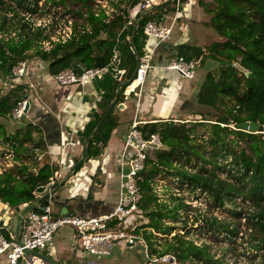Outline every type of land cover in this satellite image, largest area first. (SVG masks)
Here are the masks:
<instances>
[{
	"label": "trees",
	"instance_id": "1",
	"mask_svg": "<svg viewBox=\"0 0 264 264\" xmlns=\"http://www.w3.org/2000/svg\"><path fill=\"white\" fill-rule=\"evenodd\" d=\"M38 1L0 0V33L14 31L17 35L16 39L0 40V78L11 77V70L18 62L31 58L48 63L51 76L67 69L80 73L88 68H107L94 83L100 100L91 121L79 133L83 143L113 101L118 85L133 76L137 58L143 56L144 25L163 23L164 15L172 11L168 8L170 3L142 10L131 20L130 11L136 6L140 8V0H107L115 9L109 18L95 8L94 0H69L70 7L65 4L67 0H49L54 7H61L64 15L80 22H73L70 40L44 52L37 43L47 39V34H43V29L31 30L24 16H19L36 13ZM197 5L208 15L202 25L211 29L219 40L206 48L192 43L171 46L167 51L174 53L167 57H182L185 61L200 58V67L213 65V69L209 67L205 71L195 95L196 105L213 113L192 112V120L173 122L167 118L168 121L143 126L144 134L158 135L162 147L149 154L140 173L139 208L148 222L139 230L151 228L169 235L173 228L165 226L163 219L175 220L176 211L182 208L200 211L198 207L185 205L186 196L181 192L192 195L193 199L203 194L208 208L226 203L238 208L232 212L231 222H217L204 216L208 229L215 234L224 233L230 241L239 237L241 245H247L242 255L250 250L251 258H258L259 264H264V134L239 127L242 123L264 125V0H198ZM180 20L186 21L179 18L177 22ZM115 54L116 63L112 64ZM117 70L124 71L120 81L114 77ZM23 87L17 85L0 97V152L4 149L13 156V165L0 170V202L10 208L36 200L35 192L45 187L57 171L47 164L39 165L37 152L46 150L39 128L24 121L8 129L6 118L25 96ZM125 88L120 89L119 100ZM112 123L111 111L88 143L86 160L100 154L108 139L105 129ZM166 177L176 180L166 185L167 193L176 189L174 184L183 196L172 198L173 207L156 202L153 186L156 180ZM241 218L245 220L243 231L239 229ZM0 231L7 237L5 229ZM151 236L145 237L149 240ZM171 239L160 254L173 253L179 261L192 256L203 264H229L213 259L209 246H194L179 234Z\"/></svg>",
	"mask_w": 264,
	"mask_h": 264
},
{
	"label": "built area",
	"instance_id": "2",
	"mask_svg": "<svg viewBox=\"0 0 264 264\" xmlns=\"http://www.w3.org/2000/svg\"><path fill=\"white\" fill-rule=\"evenodd\" d=\"M154 2V0H140V9L145 10L153 5ZM169 3L172 14L168 22H148L144 25L142 33L145 39H153V44L148 47L147 51L143 52L142 58L139 59L135 70V76L132 80V82L137 80V85L129 90L128 87L131 84L129 83L123 91V98H125V100L128 99L132 93L137 94L138 100L136 102L134 116L131 120L122 150L118 157L119 195L115 208L111 212L94 217L84 218L69 214H58V216L54 218V205L51 201H47L42 206V210L30 211L24 217L21 225L22 246H19L14 241L13 234L10 230H5L7 237L0 231V256H4L8 264H46L39 257L24 253V249L34 250L40 253V251L46 249L51 243L53 235L59 229L64 227L72 229V246L76 249L77 253H82L85 256L98 258L110 257L115 246L121 243L126 247H133L135 245L139 246L144 256V264H156L158 262L167 264H203L202 262L195 260L192 256L187 257L183 261H179L173 253L160 254L161 248L158 241V238H168V236L171 239L176 234L182 236L180 232L170 236L173 229H175V224L179 221L182 226L186 224L183 229H185L188 224L191 225V223L197 224V227L202 226L203 223H205L203 217L207 216L204 212H201L203 208L191 206V204L183 202L187 206L193 208L198 207L200 210L199 212L190 209L184 210L192 211L195 215L199 213V217L197 216L198 218L196 221L195 218L184 220L182 218V212L178 209L176 211L177 217L175 220L170 221L169 219H163L162 221L165 226L173 228L169 235L157 233L151 228L139 230L140 227H143L148 222L144 213L139 208V203L142 198L139 187V182L141 180L140 173L145 168V161L149 154L162 147L157 134H144L142 132L143 126L151 123L138 116L139 97L141 95V90L145 85L148 73L160 62V60L156 58L159 48H161L164 42L170 38L175 28L179 26L177 22L178 19H185L183 15L184 11L182 10L184 5L182 0H170ZM95 8L101 10L108 18L115 12L114 7L107 0H96ZM26 16L31 17L29 14ZM69 17L70 16L66 15V17L58 22L50 17L41 18L40 21H37L36 23L33 21V18H31L29 25L31 30L39 28L43 29V34H47V39L39 40L37 43L40 50L48 52L54 45L63 44L71 39L73 36V21L70 20ZM26 22L28 23V21ZM50 30L52 31L51 34ZM10 32L3 34L0 33V40L15 39L17 36L16 32ZM200 61V58L192 61H185L182 57H176L166 60L162 67L164 70L176 72L184 79L192 80L197 76V71L200 68ZM115 63L116 58H113L112 64ZM29 66L30 62L28 60L18 62L11 70V77L6 78L5 80L11 84L10 90L14 89L17 85L24 86L22 92L25 96L16 103V106L6 118V121L11 126L22 122L30 106L29 99H26L25 97H28V92L32 91L34 88L37 73L29 71ZM106 72L107 68L105 67L88 68L80 73H75L74 71L67 69L52 76V79L59 86H77L79 88H84L88 84L93 83L96 79L101 78ZM123 75V70H117L114 77L117 81H120L122 80ZM168 119L177 122L173 118ZM168 119L161 120V122L168 121ZM1 156L4 160V165L2 167L8 168L13 165V156L10 151L1 149L0 157ZM41 156L42 153L37 152L38 161H40ZM54 176L50 178L49 183L47 184L50 189L55 187L58 181V177ZM160 181L161 183L158 185L156 180L153 186L157 204H164L167 207H170V205L173 206L174 202L169 205L166 204L165 199L168 196H171L172 198H181L183 197L182 194L179 192L165 193L167 184H164L162 179H160ZM237 200L239 201V199ZM227 207H229V204L227 203L222 206L224 211H229L231 214L232 212L238 211V208L229 209ZM213 209H215V211H212L211 209L208 217H211V219L212 217L215 218L217 222L226 220L225 218L222 219L219 217V207H213ZM139 219L144 221L142 223H136ZM240 221L245 222L244 218H241ZM1 229L3 228L1 227ZM183 229H181V231H183ZM143 231L146 232V234H151L153 238L148 240L145 237V234L143 235ZM219 236L226 237L222 232L218 233L216 237ZM182 239L199 248L209 246L213 259H221L224 262V255L216 258L211 252V246L209 244L201 243L200 245H197L183 236ZM150 243L152 245H150Z\"/></svg>",
	"mask_w": 264,
	"mask_h": 264
},
{
	"label": "crops",
	"instance_id": "3",
	"mask_svg": "<svg viewBox=\"0 0 264 264\" xmlns=\"http://www.w3.org/2000/svg\"><path fill=\"white\" fill-rule=\"evenodd\" d=\"M154 1L145 11L170 0ZM194 5L195 0L185 1L182 10L186 21L180 20L168 42L159 48L156 58L160 62L150 70L141 90L138 116L151 124L185 112L191 114L196 105L195 95L200 79L186 80L176 72L164 70L162 67L168 60L166 56L174 53L167 51L168 48L198 41L192 29L194 24L199 23L201 12L197 8L195 10ZM139 12L142 11L136 6L130 11V19L133 20ZM170 17L167 13L162 21L168 22ZM152 44L153 39H145L143 52ZM113 58H116V54ZM28 70L36 72L37 76L34 88L28 93V97H31L30 106L22 122L31 123L41 131L46 150L42 152L39 165L55 167L57 171L54 177H58V184L68 176L70 169L81 156L83 143L80 142L79 133L91 121L92 112L100 100V93L95 89V81L84 88L57 85L48 73V63L38 59L30 63ZM7 86L4 85L9 89ZM137 100L136 93H132L126 100H117L112 109L113 123L116 125L113 126L112 123L106 127V144L97 157L88 160L85 158L81 167L57 190L54 214H64L66 208V214L87 218L106 214L115 208L119 195L118 157L134 116ZM118 104L123 107L118 108ZM5 206L7 205L0 202V211L3 212ZM72 235L73 231L69 227L59 229L40 254L53 258L60 264H68L74 257L86 258L87 256L77 253L72 246ZM0 264H8L4 256H0Z\"/></svg>",
	"mask_w": 264,
	"mask_h": 264
},
{
	"label": "rangeland",
	"instance_id": "4",
	"mask_svg": "<svg viewBox=\"0 0 264 264\" xmlns=\"http://www.w3.org/2000/svg\"><path fill=\"white\" fill-rule=\"evenodd\" d=\"M95 1L96 0L93 1V5L95 4ZM167 2H170V1H167ZM197 2H198V0H195V5L193 6V8L195 10H196V8L199 9V12H201L200 13L201 16L199 19V23L197 25L194 24L195 27H194V29H192V33L198 38V41H195L194 44L202 45L203 48L204 47L206 48L211 43L218 41L219 38L213 34V31L211 29L202 25V23H204L208 20V15L205 14L200 7H198ZM70 3L71 2L69 0H67L65 2V4H67L69 7H70ZM37 5H38L39 9L37 10L36 13L30 14L29 16H31V17H28V16L23 15V14L19 15L20 17L24 16L23 20H25V22L28 21V23H27L28 26L30 25L31 18H33V21L36 23L37 21H40L41 18L50 17L53 20H56V22H58V21H61V19H63L64 17H66V15H64L63 9L61 7H58V8L54 7L52 5L51 1H49V0H39ZM168 8H170V4L168 5ZM168 14H169V16H171L172 12L168 13ZM7 16H9V15H7ZM27 18H29V19H27ZM69 19L72 20L73 22L74 21L80 22L77 18H74L72 16H70ZM190 24H191V22H190ZM190 24H189V27L191 28L192 24L191 25ZM13 32L14 31H11L10 33H13ZM51 33H52V31L50 30V34ZM29 53H31V52H29ZM168 57H170V56L168 55ZM168 57L166 56L167 59H169ZM36 59L37 58H31L28 61L31 63L33 61H36ZM208 68L213 69L214 67L211 63H209L205 67H200L197 71L196 78H199L201 81L204 74H205V71ZM5 80L6 79L0 78V97L5 95L6 93H8V91L11 88V84L9 82H5ZM5 84H7L9 86V87L7 86L9 89H6L4 87ZM30 92L31 91H29L28 93H30ZM25 98L29 99V101H31V97H29V98L25 97ZM193 112H203V113L212 112L213 113V111L209 108L197 107L196 105H194V107H193ZM192 116L193 115L189 114V112H185L183 114L177 115V116L172 117V118L176 121H178V120L188 121V120L194 119ZM8 125H9L8 129L12 130L13 127L9 123H8ZM3 165H4V160L0 157V167H2ZM162 180H163L164 184L166 183L167 185H171L173 183V180H175V179H173V177L172 178L166 177ZM157 182H158V185H159V183H161L160 180H157ZM172 186L174 188H176V189H174L176 191L173 190L172 192L178 193L179 187L175 186L174 184ZM165 193H167L166 190H165ZM181 193H183L184 196H186V197H184L183 202L191 204V206H198V207L203 208L201 212H204L205 215L208 216L211 212V209H212V211H215V209L207 207L208 206L207 198L204 197L203 194L200 195L197 199H193L192 195H187L186 192H181ZM169 197H171V196H168L165 200H166V204L170 205V204H172V202H174V200L172 199V197L171 198H169ZM237 202H239V201L237 200ZM243 205L246 206V204H243ZM176 206H178V205H176ZM170 207H173V206L170 205ZM214 208H216V207H214ZM227 208L236 209L235 206L233 208V205H230V204H229V207H227ZM223 209L224 208L219 207V212H218L219 217L222 219L225 218L227 221L231 222V219L233 218L231 216V213L229 211H224ZM180 211L182 212L181 214H182V218L184 220H187L188 218L194 219L196 216H198V213L195 215L194 212L189 211V210L180 209ZM140 218H142V217H140ZM169 220L172 221L171 219H169ZM143 221L144 220L139 219V221H136V223H139V222L142 223ZM233 221H234V219H233ZM244 224H245V222L240 221L239 229H241V231H243L245 228ZM185 225L186 224H184L182 226L180 221L177 222L175 224V227H174L175 229H173L170 236H172L173 234H175L177 232H180L183 237H185L188 240L193 241L197 245H200L201 243L209 244L211 246V252L214 254V256L216 258L224 255V257H225L224 263L228 262L230 264H250L251 262H253L254 264H259L258 258H255V259L251 258V254H250L251 251L250 250L248 252L245 251V254L242 255V252H244V250H246L247 245H246V243H242V245H241V240L239 239V237L236 238L235 240H232V241L228 240V238H226L224 236L216 237L217 234H215V231L208 229L206 223H203V225L199 226V227H197V224L191 223V225L188 224L186 226V228L183 229ZM181 229H183V231H181ZM145 236H146V234H145ZM152 238L153 237L151 236L150 239H152ZM158 241H159L160 248L162 249L167 244V242H172V239H170L168 236V238H164V237L158 238ZM150 245H152V244L150 243ZM222 252H223V254H222ZM87 257H88V259H93V260L101 259V258L93 257V256H87ZM101 261L112 262V263L114 262L117 264H119V263H123V264H144V256H143V253L141 252V248L139 246L135 245L133 247H126L120 243V244L115 246L113 253L110 257H106L105 259H101ZM156 264H167V263L158 262Z\"/></svg>",
	"mask_w": 264,
	"mask_h": 264
},
{
	"label": "water",
	"instance_id": "5",
	"mask_svg": "<svg viewBox=\"0 0 264 264\" xmlns=\"http://www.w3.org/2000/svg\"><path fill=\"white\" fill-rule=\"evenodd\" d=\"M130 46H131L130 48L133 51V53L136 54L134 49H133L132 43H130ZM136 58H137V56H136ZM138 62H139V59L137 58V65H138ZM134 76H135V72H134L133 76L126 83H120L118 85V88L116 90L115 97H114L113 101L111 102L110 106L108 107V109L105 111V113L101 117L98 124L95 126V128L90 132V134L84 140L83 146H82V151H81V156L77 160V162L72 166V168L70 169L68 176L66 178H64L63 180L59 181L58 184L51 189L48 185H46L43 188L38 189L34 194L36 196V200H34L32 202H28V203L19 204L18 206L14 207V208H10L9 206H5L3 212L0 211V226L10 229V231L13 234L14 241L19 246H22L21 225L23 223V220H24V217L26 216V214L29 213L30 211H33L34 209H37V208L42 210L43 208H42L41 204L46 203L47 201H51L52 204L55 205V203H56L55 201L57 199V195H56L57 190L60 187H62L64 185V183L68 180V178L73 174V172H75V170L81 164H83V162L86 158V155H87L88 143L90 142L93 135L97 132V130L99 129V127L103 123L106 116L112 111L113 106L115 105V103L118 100L120 89L122 87L127 86L129 83H131ZM117 107L121 108V107H123V105L118 104ZM239 127L241 129L247 130L250 133L264 134V125H258L256 123H242L239 125ZM64 211H65L64 214H66L67 209L64 208ZM57 216H58V214H54V218H56ZM24 253L31 255V256L39 257L46 264H60L55 259L49 258V257H47L43 254H40L34 250L24 249ZM101 259H105V258H101ZM101 259L93 260V259H88V257L79 259V258L74 257V258H72V261H70L68 264H117L114 262L112 263V262L101 261ZM119 264H123V263H119Z\"/></svg>",
	"mask_w": 264,
	"mask_h": 264
},
{
	"label": "bare ground",
	"instance_id": "6",
	"mask_svg": "<svg viewBox=\"0 0 264 264\" xmlns=\"http://www.w3.org/2000/svg\"><path fill=\"white\" fill-rule=\"evenodd\" d=\"M137 85V80L131 82L130 86L128 87L129 90L133 89Z\"/></svg>",
	"mask_w": 264,
	"mask_h": 264
}]
</instances>
